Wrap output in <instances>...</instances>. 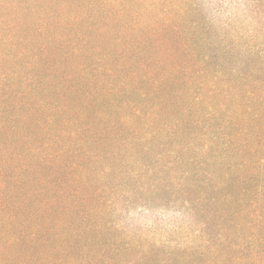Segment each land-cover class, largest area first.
Wrapping results in <instances>:
<instances>
[{
    "label": "trees",
    "instance_id": "1",
    "mask_svg": "<svg viewBox=\"0 0 264 264\" xmlns=\"http://www.w3.org/2000/svg\"><path fill=\"white\" fill-rule=\"evenodd\" d=\"M197 10L0 0V264H264L263 71L229 69ZM155 206L200 250L120 230Z\"/></svg>",
    "mask_w": 264,
    "mask_h": 264
},
{
    "label": "rangeland",
    "instance_id": "2",
    "mask_svg": "<svg viewBox=\"0 0 264 264\" xmlns=\"http://www.w3.org/2000/svg\"><path fill=\"white\" fill-rule=\"evenodd\" d=\"M196 7L206 27L203 41L228 61L229 69L240 67L264 75V0H196ZM116 219L130 239L156 253L166 247L200 250L202 245L195 219L176 208L135 207L120 210Z\"/></svg>",
    "mask_w": 264,
    "mask_h": 264
}]
</instances>
